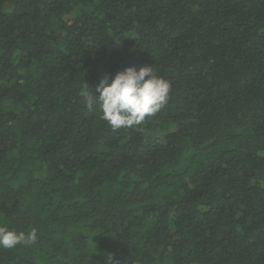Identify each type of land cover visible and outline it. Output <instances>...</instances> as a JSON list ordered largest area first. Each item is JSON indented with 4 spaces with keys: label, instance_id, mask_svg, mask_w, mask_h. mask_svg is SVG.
I'll return each instance as SVG.
<instances>
[{
    "label": "trees",
    "instance_id": "16d2710c",
    "mask_svg": "<svg viewBox=\"0 0 264 264\" xmlns=\"http://www.w3.org/2000/svg\"><path fill=\"white\" fill-rule=\"evenodd\" d=\"M153 66L168 103H83ZM0 264H264V0H0Z\"/></svg>",
    "mask_w": 264,
    "mask_h": 264
},
{
    "label": "clouds",
    "instance_id": "9594fccd",
    "mask_svg": "<svg viewBox=\"0 0 264 264\" xmlns=\"http://www.w3.org/2000/svg\"><path fill=\"white\" fill-rule=\"evenodd\" d=\"M86 89L83 103L88 111L98 110L101 118L113 130L133 128L147 117L156 115L169 100L171 83L156 75L153 66L125 67L114 76L99 78L94 92ZM38 231H17L0 224V249L12 250L19 245L33 246L38 241ZM105 264H116L112 254H107Z\"/></svg>",
    "mask_w": 264,
    "mask_h": 264
}]
</instances>
